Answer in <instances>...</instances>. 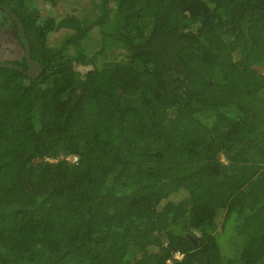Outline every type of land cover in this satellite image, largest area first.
Returning a JSON list of instances; mask_svg holds the SVG:
<instances>
[{
	"label": "trees",
	"instance_id": "16d2710c",
	"mask_svg": "<svg viewBox=\"0 0 264 264\" xmlns=\"http://www.w3.org/2000/svg\"><path fill=\"white\" fill-rule=\"evenodd\" d=\"M37 2L0 0L43 68H0V264H264V0Z\"/></svg>",
	"mask_w": 264,
	"mask_h": 264
},
{
	"label": "rangeland",
	"instance_id": "374dc122",
	"mask_svg": "<svg viewBox=\"0 0 264 264\" xmlns=\"http://www.w3.org/2000/svg\"><path fill=\"white\" fill-rule=\"evenodd\" d=\"M6 1V0H4ZM40 11L39 21L53 18L55 20L63 17L74 16L79 19L89 18L98 13L97 5L98 0H56L55 5L37 2ZM68 35V31L59 30L52 32L47 40L50 47L58 46ZM102 42L100 41L97 30L95 29L90 38L85 42L86 48L91 51H97L101 48ZM105 54L109 60L121 59L123 51L113 43H106L104 46ZM24 52L18 41L14 38L13 30L9 27V22L4 19L0 14V63H8L20 61L24 64ZM75 69L79 73H83L88 68H83L76 65ZM264 75V68L260 67L258 70Z\"/></svg>",
	"mask_w": 264,
	"mask_h": 264
},
{
	"label": "water",
	"instance_id": "95a60500",
	"mask_svg": "<svg viewBox=\"0 0 264 264\" xmlns=\"http://www.w3.org/2000/svg\"><path fill=\"white\" fill-rule=\"evenodd\" d=\"M0 10H2L7 16L10 17V19L13 21V23L16 26L17 32L21 37L24 48L26 69L24 70L23 67L11 63H0V68H8V69L16 70L31 79L37 78L42 73L43 68L36 61L32 60L30 57L29 44L25 37V31L22 22L17 18V16L11 10H9V8L5 7L1 3H0Z\"/></svg>",
	"mask_w": 264,
	"mask_h": 264
},
{
	"label": "built area",
	"instance_id": "2783aa9c",
	"mask_svg": "<svg viewBox=\"0 0 264 264\" xmlns=\"http://www.w3.org/2000/svg\"><path fill=\"white\" fill-rule=\"evenodd\" d=\"M67 161L71 162V163H76L77 161V157L75 156H69L68 158H66ZM180 255L177 253L174 258H179Z\"/></svg>",
	"mask_w": 264,
	"mask_h": 264
}]
</instances>
